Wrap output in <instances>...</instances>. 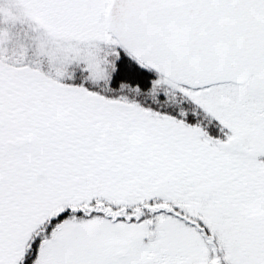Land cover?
Wrapping results in <instances>:
<instances>
[{
	"label": "snow or ice",
	"instance_id": "1",
	"mask_svg": "<svg viewBox=\"0 0 264 264\" xmlns=\"http://www.w3.org/2000/svg\"><path fill=\"white\" fill-rule=\"evenodd\" d=\"M0 264H264V0H0Z\"/></svg>",
	"mask_w": 264,
	"mask_h": 264
}]
</instances>
